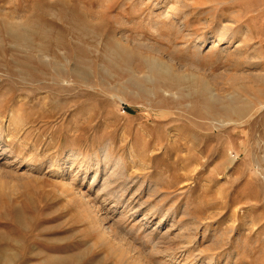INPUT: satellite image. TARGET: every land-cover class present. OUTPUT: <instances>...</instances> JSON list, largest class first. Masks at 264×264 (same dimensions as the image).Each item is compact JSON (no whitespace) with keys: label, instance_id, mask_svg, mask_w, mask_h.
Segmentation results:
<instances>
[{"label":"rangeland","instance_id":"rangeland-1","mask_svg":"<svg viewBox=\"0 0 264 264\" xmlns=\"http://www.w3.org/2000/svg\"><path fill=\"white\" fill-rule=\"evenodd\" d=\"M262 81L264 0H0V264H264Z\"/></svg>","mask_w":264,"mask_h":264},{"label":"bare ground","instance_id":"bare-ground-1","mask_svg":"<svg viewBox=\"0 0 264 264\" xmlns=\"http://www.w3.org/2000/svg\"><path fill=\"white\" fill-rule=\"evenodd\" d=\"M6 29H7L8 34L14 40H17L20 42H28L31 38L29 31L25 30L24 28H21L19 25H16L14 23H7ZM135 47L136 48H134V50L124 49V52H126L127 55H129V54L132 55L134 53H138L139 56L144 58L145 63L148 66L149 70L156 77H160V78L164 79V81L178 80L179 78L183 77V76L181 77L178 73L173 71L171 65L169 63H167L166 61L162 60L160 58V56H158L157 54H154V52L151 49H147V51H149V53H147V54H140L141 48L143 47L141 45V43H135ZM144 50H146V49H144ZM202 61L203 60H201V63H200V64H202V66L208 65L210 62V61L209 62L207 61L208 63L205 62V64L203 65L204 62H202ZM202 66H201V68H202ZM205 67H207V66H205ZM198 69H200V68L198 67ZM148 77L150 78L151 76L148 75ZM183 78H185V77H183ZM186 78H188V77L186 76ZM262 82H264V81H262ZM206 109L209 112L213 110V108H207V107H206ZM223 109H224V119L217 121V123H219L220 125H222V124L225 125L226 123H231L233 121V118H232L233 115L242 116L243 114H245V106H240V105L234 104V103H231L230 105L225 106Z\"/></svg>","mask_w":264,"mask_h":264}]
</instances>
